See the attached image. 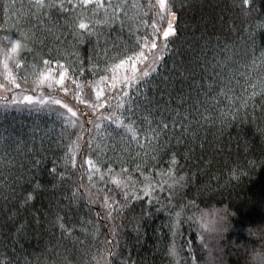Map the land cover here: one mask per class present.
<instances>
[{
	"label": "trees",
	"instance_id": "trees-1",
	"mask_svg": "<svg viewBox=\"0 0 264 264\" xmlns=\"http://www.w3.org/2000/svg\"><path fill=\"white\" fill-rule=\"evenodd\" d=\"M5 2L0 0V4ZM21 3L25 7L16 22L25 29H33L39 37L35 45L28 44L35 48L34 55L27 56L29 63L41 58L51 59V67H58L57 60L65 66L71 63L72 58L66 56L64 46L57 42L59 32L47 33L52 26L48 18L30 16L29 5L34 0H17L18 9ZM140 3L146 5L148 0H140ZM172 3L177 16L176 35L169 38L167 51L161 52L164 59L160 61L158 74L141 89L143 95L136 100L139 107L133 105V119L142 128H148V120L154 121L151 127H156L155 121L160 118L157 105L167 104L169 111L163 114V122L169 127L166 135L160 136L165 150L152 160L151 148L142 150L136 142L121 139L117 132L122 129H116L110 121L101 120L105 123L97 130L95 125L92 127L81 120L85 129H92L91 135L96 137L93 146L100 142L97 151L102 149L103 154L97 157L90 149L73 148L77 167L65 172L64 183L53 179L49 170L52 162L60 160L68 151L65 144L70 141L53 144L51 148L46 141L45 151L35 155L36 159L43 156L37 166L32 164L34 154L21 155L10 150L14 166L5 167L0 160V264H105L101 257L109 254L103 241L112 239L108 235V222L97 223L99 233H96L92 225L85 222L96 219L98 206L90 209L85 202L70 205L65 198L72 180L82 176L81 182L89 184L88 165L84 163L89 158L101 162L97 165L101 173L92 179L97 187L106 183L108 188H116L112 180L125 179L105 175V181L100 182L99 176L106 173L107 166L113 167L115 173L122 167L127 169L141 196L146 183L155 186L153 204H149L148 197L132 202L136 212H129L128 216L137 215L139 219L141 207L152 214L144 218L138 231L132 223L124 222L119 230L118 246L111 249L118 253L114 259L109 258L111 264H203L206 252L201 232L188 218L198 210L213 207L236 213L232 218L233 228L224 241L227 264H244L248 248L264 245V0H251L250 5H242L241 0H172ZM130 15L135 12L130 11ZM152 15L150 13L149 17ZM52 20L57 26L65 24L63 13H53ZM5 28L11 30L6 33ZM17 31L15 24L0 12V61L8 44L5 37ZM145 31L151 29H145L137 16L127 20L123 30L117 23L115 31H106V35L121 46L117 52H127L136 36ZM154 52L160 54L157 50ZM11 55L15 58V54ZM23 74L28 82L21 81V87L29 90L35 85V77L30 70ZM74 78L81 84L93 80L92 86L101 82L99 75L91 76L88 72ZM92 86H85L83 91ZM135 93L132 88L130 94ZM69 95L75 101L77 95ZM78 101L80 105L81 97ZM85 106L84 111L80 109L83 114L94 110L92 107L86 110ZM110 106L107 114H111ZM51 107L70 115L59 105ZM123 111L117 109L113 116L123 119ZM86 116L84 114L85 119ZM37 125L51 128V134L59 139L54 112L37 114L0 109V156L5 151V140L9 144L17 136L27 140L30 129ZM113 129L116 130L111 138H107L105 132L108 144L105 147L99 132ZM76 131H80L79 125ZM84 136L88 138L89 134L85 132ZM145 136L141 131L140 144H148ZM113 144L117 145L115 151ZM36 147H40L39 142ZM173 158L177 162L175 166L171 165ZM169 167H173L177 178L185 176L186 179L183 188H174L171 204L168 203L170 192L161 190L157 184L167 179L159 173ZM61 170L62 167H58V173ZM29 196L32 198L28 199ZM162 206H166L165 210L157 211ZM181 209L182 223L178 230L170 228ZM173 247L177 250L176 256L171 255Z\"/></svg>",
	"mask_w": 264,
	"mask_h": 264
},
{
	"label": "snow or ice",
	"instance_id": "snow-or-ice-1",
	"mask_svg": "<svg viewBox=\"0 0 264 264\" xmlns=\"http://www.w3.org/2000/svg\"><path fill=\"white\" fill-rule=\"evenodd\" d=\"M241 3L242 5H250L251 0H241ZM24 7L25 5L21 3L18 9L17 0H6L4 4H0V12H3L8 20L12 21L18 29L13 35L5 37L8 40V44L4 46V58L0 61V68H2V71H0V77H2L0 79V91L11 93L12 95L10 97L7 95L2 97L4 103H0V108L7 110L8 108L15 107L17 111H27L37 114L54 112L59 129L56 135L59 136V139L51 134L53 131L51 128H40L37 125L30 129L27 140L21 139L20 136H17L10 144L8 140H5V151L3 156H0V160L3 161L4 166H14L15 160L11 156L10 150H14L17 154L21 155L34 154L32 164L33 166H37L42 162L43 156L40 159H36L35 155H39L42 151H45L44 145L46 141L48 147L51 148L53 144L59 145L67 140L70 141V143L65 144L68 151L64 152L60 160H54L52 162L53 166L49 170L53 174V179L58 178L64 183L66 182L65 172L69 168L77 167L76 154H74L73 148L76 150L87 148L94 152L97 157H100L103 154V150L97 151L100 148V142H97L95 147L93 146L96 137L91 135L92 129H85L84 122H79V118L74 120L73 117H77V112L61 99H57L54 93L63 92L64 94H68L70 83L76 86V98L80 99L79 93L84 90V87H91L95 83V81L89 79L85 84H81L77 78H74L84 76L86 72L91 76L99 75L100 80L105 83L111 79V87L115 89L116 72L118 69L125 67V65H129L133 69L134 74L132 76L125 74L120 79L122 86L116 93L128 98L127 101H123L117 105L118 108L124 109L121 113L123 119H117L112 115L103 119L114 124L116 129H122V131L117 132V135L121 139H129L130 142H136L142 150L146 147L151 148V159L155 160L157 155L165 150L160 144V136L162 133L166 135L165 130L169 127L168 123L163 122V114L168 112L169 109L166 103L164 105H157L160 118L155 121L156 127H151L154 121L148 120L149 127L142 128L133 119L135 116L133 105L139 107L136 104V100L140 95H143L141 89L149 80L155 78V75L158 74L160 61L164 59L163 55H156L154 50L167 51L169 37L176 35L173 21L176 20L177 16L172 0H154V2L153 0H148L146 5L140 3V0H75V2L74 0H34V3H30L29 5L30 16H34L37 19L40 16L47 17V22H51L52 25L47 29V33L55 35L56 32H59L57 42L64 46L66 56L72 58V62L67 66L57 60L58 70L55 75L51 68V59L41 58L39 61L33 63H29L27 59L29 54L34 55L35 52V48L28 47V44L35 45L39 37L33 29H25L24 25L16 22L17 18H21ZM145 7L147 11H144ZM130 11L135 12V15H130ZM53 13H63L65 24L57 26L55 21L52 20ZM150 13L153 14L152 17H149ZM137 16L145 29L150 28L151 31H145L143 34L137 35L135 43L128 48L127 52H117L121 46L116 41L111 40V37L106 35V31H115L117 23H119L121 30H123L126 21L135 19ZM145 17H149L151 22L149 23V19H145ZM165 24L166 27L164 26ZM10 30V28L3 29L6 33ZM161 37L162 42L158 43ZM22 41L25 43H22ZM109 44H111V47H109ZM85 45L88 46L87 49H85ZM112 52H117V55L112 56ZM11 54H15V58ZM150 55L151 60L149 59ZM110 60L112 61L111 64L109 63ZM115 61H118V63ZM101 64L104 67H101ZM138 64L143 65V67L137 75L135 74V70ZM29 70L35 77L34 83L36 87L16 93L15 89H21V81L24 83L28 82L27 76L23 73ZM164 80L167 81L168 77H164ZM45 88L48 90L47 94L44 91ZM131 88H135V95L130 94L127 90ZM37 89H39L38 95L35 94ZM29 92L32 94H28ZM108 99L109 96L105 94L104 90L99 89L96 91V98L94 100L85 101L81 99V103H90V106L95 109L97 107H104ZM125 103H128L127 108H125ZM52 105H59L61 108L67 109V113L71 115L52 108ZM171 111L175 112L177 116L180 115L176 109H172ZM86 122L95 124L97 130L101 128L100 124L92 120H87ZM77 125H79L80 131H76ZM116 129L99 132L101 142L105 143V147H108L105 132L107 133V138H111L113 131ZM141 131L146 133L145 139L148 140L147 145L140 144L139 142ZM85 132L89 134L88 138L84 136ZM127 134H130V137ZM72 137H75V139H72ZM37 142H39V148L36 147ZM116 147L117 145L113 144L112 150L115 151ZM137 155L139 156L140 154L137 153ZM84 163L88 165L87 175L89 184L81 182L82 176L77 180H72L69 185V194L65 198L69 201L70 205L85 202L90 209L94 205L98 206L95 213L96 219L88 220L85 223L92 225L96 233H99V228L96 227V224L100 221L108 222V235L112 239L108 240L105 238L103 245L105 250L108 251L109 256L101 257V259L104 260L105 264H111V259H114L118 255V253L111 251V249L118 246L117 238L121 234L119 230L124 227V222L127 220L128 223H132L134 229L138 231L144 218L152 214L141 207L138 214L139 219H137V215L128 216L127 213L136 212L132 202L148 197L149 204H153L155 186L151 183H146L143 189V196H141L135 190L127 169L122 167L119 173H115L113 167L107 166L106 173L99 176L100 182L105 181V175H119L125 177V179H113L112 183L116 188H108L106 183L103 187H97V184L92 183V179L93 176L101 173V168L97 166L101 163L100 160L94 161L89 158ZM176 163L175 158H173L171 165L175 166ZM58 167H62L63 169L59 173ZM80 167H83V164ZM137 170H140L139 165H137ZM159 175L167 178L157 181V184L161 190L170 192L168 203L171 204L172 196L175 195L174 188L176 186L183 188L186 185L185 176L177 178L174 175L173 167H169L166 170L162 169ZM145 179L147 180V177ZM67 180H71V177H67ZM168 180H171L172 183H168ZM165 185H167V189H165ZM31 198V196L28 197V199ZM155 202L159 203V200L155 199ZM25 203H27V200H25ZM165 207L162 206L157 211H163ZM182 212L183 209L175 214V222L169 225L170 228L178 230L179 225L182 223L180 220ZM188 219L191 220L190 217ZM60 227L63 228L64 225L61 224ZM201 227H206V224L202 223ZM177 254L176 248L173 247L171 255L176 256Z\"/></svg>",
	"mask_w": 264,
	"mask_h": 264
},
{
	"label": "clouds",
	"instance_id": "clouds-1",
	"mask_svg": "<svg viewBox=\"0 0 264 264\" xmlns=\"http://www.w3.org/2000/svg\"><path fill=\"white\" fill-rule=\"evenodd\" d=\"M234 211L213 207L194 212L190 217L201 232L206 256L203 264H227L224 241L232 230ZM206 227H201V224ZM248 233V229L246 230ZM244 264H264V245L247 249Z\"/></svg>",
	"mask_w": 264,
	"mask_h": 264
},
{
	"label": "rangeland",
	"instance_id": "rangeland-1",
	"mask_svg": "<svg viewBox=\"0 0 264 264\" xmlns=\"http://www.w3.org/2000/svg\"><path fill=\"white\" fill-rule=\"evenodd\" d=\"M175 21H173L174 25H175ZM161 40H162V37H161ZM154 51H156V50H154ZM159 52H160V54H158L157 52H155V54L156 55H162L161 54L162 51H159ZM149 59L151 60V55H150ZM142 67H143V65L138 64L137 65V69L135 70V74L138 75L139 74V70ZM51 68H52L53 74L55 75L57 70H58V67L57 66H53ZM0 71H2V70H0ZM125 74H127L129 76H132L134 74L133 69H131V67L129 65H125V67L120 68V69L117 70V72H116V88L115 89H113L111 87L112 80L109 79V81L107 83L101 81V82H99L98 85L92 86V88L88 89V91H82V92L79 93V96L81 97V99H83L85 101L94 100L96 98V91L99 90V89L104 90L105 94L109 96V99L104 104V107H97L93 111L85 112L84 114L87 115L86 119L84 117V114L82 113L83 106L86 105L85 106L86 110L90 109L91 106H90L89 103H81L79 105L80 102L78 101V99L76 97H75V101H73V98L70 97L69 93H71L72 95H73V93H75L77 95L76 87H73L74 85L69 83L70 91H69L68 94H64L63 92H55L54 95H56L57 98L61 99L64 103H67L70 107H73V110L77 112V117H73L74 120H76L77 118H79L80 122H81V120H83L84 122H86L87 120H92L95 123L98 122V124H100L102 126L105 122L101 121V120H105L103 118L107 117L109 115L113 116L117 112V109H120V108L117 107V105L122 103L124 101V99L127 98V97H122L120 94H116L118 92V90L122 86L121 83H120V79ZM0 79H2V77H0ZM34 87H36V85H34L32 88H34ZM131 89H127V90L130 92ZM14 91L16 93H20L22 91H27V89L21 87V89H15ZM44 91L47 94L48 90L46 88L44 89ZM83 92H84V96H83ZM36 93H37V95L39 94V89H37ZM85 93H88V94H86V96H85ZM28 94H32V93H28ZM6 95L10 97L12 94L0 91V103H4L2 97L6 96ZM82 96H83V98H82ZM102 102H103V99H102ZM109 105H111L110 108H109L111 114H107V111H108L107 107ZM0 109H4V108H0ZM8 109H15V107L8 108ZM80 109H82V110H80ZM87 124L91 125L92 127L95 125V124H91V123H87Z\"/></svg>",
	"mask_w": 264,
	"mask_h": 264
}]
</instances>
